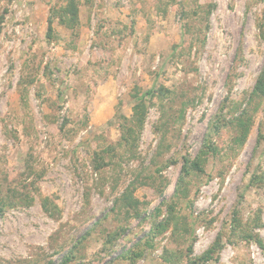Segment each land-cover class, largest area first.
Returning <instances> with one entry per match:
<instances>
[{
    "label": "rangeland",
    "instance_id": "rangeland-1",
    "mask_svg": "<svg viewBox=\"0 0 264 264\" xmlns=\"http://www.w3.org/2000/svg\"><path fill=\"white\" fill-rule=\"evenodd\" d=\"M66 1L0 0V264H264V0H82L48 41ZM160 85L96 169L135 86Z\"/></svg>",
    "mask_w": 264,
    "mask_h": 264
},
{
    "label": "trees",
    "instance_id": "trees-1",
    "mask_svg": "<svg viewBox=\"0 0 264 264\" xmlns=\"http://www.w3.org/2000/svg\"><path fill=\"white\" fill-rule=\"evenodd\" d=\"M81 3L82 0H67L66 3L63 5L53 6L50 8V13L48 16V27L46 32V38L48 41H51L53 39H60V34L55 29L54 24L63 25L66 28L72 30V35H77L78 30L80 28ZM182 27L184 36L188 31V27L187 24H183ZM169 94H173L172 90H170L165 85L154 86L145 91L141 90L139 86H135L134 91L132 93V97L135 101L132 116L128 117L121 112L116 115L118 120L117 123L121 132L120 140L118 141L116 146L111 145L108 148H105L102 151H98L95 153L94 167L96 169H99L102 166L107 165L105 157L109 155L112 151L115 152V148L126 147L128 151H133L137 146V140L141 135L149 112L148 102L154 99L155 97H163ZM252 95L256 97L264 96V71H262V73L258 77ZM182 112H184V109H182ZM235 119L239 120L240 116H236ZM207 148L208 151L212 152L213 154L216 152L215 147L213 146H207ZM184 160V170L186 173H188L191 168H195L200 171L203 170L202 166L196 160L190 162L187 157H184ZM118 202H121L122 207L126 209V213H128V215H131L132 213L139 214V207L141 202L140 200L135 198L131 188H127L124 191L122 197L118 200ZM43 208L50 215H55L59 211L58 206L53 205L50 200H44ZM2 211L3 207L0 205V215L2 214ZM233 221L234 223L240 221V211L237 209H235L234 211ZM190 249H192V246L190 247ZM209 259L210 256L207 253L200 258L201 261H208ZM68 260H70V256L66 258L67 262Z\"/></svg>",
    "mask_w": 264,
    "mask_h": 264
}]
</instances>
